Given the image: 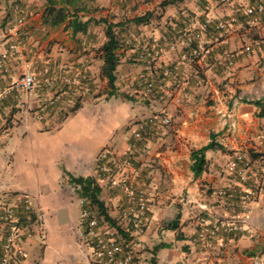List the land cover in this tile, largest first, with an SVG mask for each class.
Instances as JSON below:
<instances>
[{"label": "crops", "instance_id": "obj_1", "mask_svg": "<svg viewBox=\"0 0 264 264\" xmlns=\"http://www.w3.org/2000/svg\"><path fill=\"white\" fill-rule=\"evenodd\" d=\"M16 1L25 22L19 47L13 51L14 37L8 33L13 10L6 14L7 22L2 8ZM221 1L183 0L161 11L160 24L135 26L129 48L118 51L115 95L107 88L100 98L76 102L79 90L66 87L62 79L81 67L86 71L96 66L99 71L103 25L90 24L79 38L65 25L43 23L45 0H0V90L22 74L34 73L39 65L52 79L47 86L38 77L40 84L31 92L12 91L0 99V123L16 112L12 116L19 124L0 131V204L20 205L26 196L40 221L33 225L35 233L23 241L25 256L17 264H115L98 263L91 256L90 238L83 235L78 187L70 177L94 178L100 199L117 206L116 212L124 203L113 183L129 176L148 192L145 231L136 239L152 248L149 261L137 248L133 264H149L152 258L155 264H252L256 259L264 264V17L252 18L248 25L242 17L220 34L215 23L232 14V4L245 5L248 0L219 5ZM76 2L80 19L86 21L104 18L107 10H97L102 6L119 11L137 0ZM206 18L212 24L204 30ZM201 41L208 54L198 59L191 55L194 48L189 44ZM145 48L154 49L157 56L139 64L140 49ZM148 82H160L164 92L155 88L147 93ZM124 93L129 97H121ZM33 108L38 109L35 114L41 113L39 121L19 120ZM164 116L170 118L169 126L150 123ZM232 121L234 130L229 126ZM135 132L141 133L139 144H131ZM212 140L222 150L206 151V169L194 176L191 152ZM104 149L115 151L118 158L135 153L128 156L133 164L115 176L97 175V157ZM237 155L242 158L239 166L245 168L242 181L227 172ZM229 187L253 190L255 197L249 211L239 215L241 230L206 250L197 240L198 230L237 209V198L219 195ZM176 215L177 239L176 231L164 229ZM130 223V228L136 227L138 221ZM100 233L121 239L109 225H101ZM156 246L167 247L153 252Z\"/></svg>", "mask_w": 264, "mask_h": 264}, {"label": "built area", "instance_id": "obj_2", "mask_svg": "<svg viewBox=\"0 0 264 264\" xmlns=\"http://www.w3.org/2000/svg\"><path fill=\"white\" fill-rule=\"evenodd\" d=\"M14 21L9 30V36L14 37L10 49L17 51L19 47L18 37L19 30L25 22L24 11L19 7L13 9ZM264 17V0H248L244 6L233 5L232 14L226 20H220L216 23L215 29L223 34L231 25L239 23V17L245 18V24H249L250 19L256 17ZM212 24L208 18L202 23V28L205 30ZM208 54L205 42L201 41L197 44L196 48L191 51V55L198 59H203ZM157 52L154 49L145 48L139 55L141 61H150L156 58ZM3 59L0 58V67L2 66ZM167 73V72H166ZM38 74L27 72L19 76L15 81L11 82L3 90H0V99L6 97L12 91L31 92L39 84ZM43 83L50 86L52 79L44 76ZM85 79L83 76L77 80L70 78H63L62 83L65 85H75L84 91H88V85L82 83ZM82 83V84H81ZM164 92V86L159 82H148L146 84V92L151 93L154 89ZM154 126L166 127L169 126L170 118L154 117L150 120ZM230 129H235L234 121L230 124ZM136 140H141L140 132L134 133ZM98 171L103 176H115L118 173L129 167L127 158H118L115 152L110 149L103 150L97 157ZM242 163L241 156L237 155L229 162L227 167L228 175L234 179L244 180V167H240ZM115 189L123 194L125 202L128 206V213L134 218H139L138 222L145 221L147 211V197L146 191L140 188L131 177L116 179L113 183ZM220 196L229 199L237 198V209L234 210L227 218L218 220L215 223L203 225L197 232V240L202 244L206 250H213L216 244L223 240L225 236L237 233L241 230L240 214L249 211V204L255 197V192L243 191L238 187H229L227 190H221ZM21 203L0 205V264H17L25 256L23 248V241L25 238L32 236L30 228L38 221V216L35 214L34 209L26 196L21 197ZM83 204L82 200L80 201ZM82 223H86L88 228L87 236L90 238L91 248L94 250L93 259L98 262H114L115 264H131L133 260V252L131 249H125L120 239L115 234L107 233L102 235L96 216L91 215L87 210L81 211ZM127 247V246H126ZM252 264H258V260H254Z\"/></svg>", "mask_w": 264, "mask_h": 264}, {"label": "trees", "instance_id": "obj_3", "mask_svg": "<svg viewBox=\"0 0 264 264\" xmlns=\"http://www.w3.org/2000/svg\"><path fill=\"white\" fill-rule=\"evenodd\" d=\"M183 0H164L162 2L163 6L168 5H176ZM46 8L43 14V23L48 24L50 26H60L65 25L66 29H69L73 36L77 34L85 35L88 31V26L90 24L93 25H103L104 37L105 41L99 47L98 51L100 53L101 59V67L99 69V73L102 78L106 80L107 87L110 90L111 94L115 90V81L116 71L119 64V56L118 51L123 46V40L121 39V32L115 31V29L121 28L123 23L133 24L135 26L147 25L150 21V15L145 14L139 17H135L127 22H119V23H110L107 22L105 18H101L98 20H86L82 21L78 16L81 9L78 8L76 0H45ZM22 9L21 6H17ZM23 10V9H22ZM242 17H239V21ZM217 23V22H216ZM215 23V25H216ZM214 25V28H215ZM216 30V29H215ZM217 31V30H216ZM197 45L194 46V43L189 44V48H196ZM71 79V78H70ZM88 82V78L85 77L82 80V83L85 84ZM81 83V84H82ZM68 86V85H66ZM70 88L78 89V86L70 85ZM258 105V102L254 103ZM208 150H222V147L216 144L213 140L210 141L206 146H203L200 149L193 150L191 152V160L192 164L190 166L191 172L194 176L201 175L206 169V160L204 157V153ZM70 182L73 183L76 187H78V194L83 204L81 205L82 210H87L91 215L94 214L97 218L98 228L101 227V221L108 224L111 228H114L117 234L120 235V242L123 244L124 248L127 250L128 245L126 243L127 234H125L119 226H117L114 220L108 215L107 209L105 207L104 202L100 199L101 189L98 184L95 182L94 178L87 177H70ZM178 220L179 215L173 220L168 221L164 229L176 231V239L179 238L178 234ZM82 227L84 228L83 235L88 234V228L86 223H82ZM127 246V247H126ZM160 247L167 246H156L153 249V252L157 251ZM134 258L132 260L133 264ZM150 264H155L153 258L150 260Z\"/></svg>", "mask_w": 264, "mask_h": 264}, {"label": "rangeland", "instance_id": "obj_4", "mask_svg": "<svg viewBox=\"0 0 264 264\" xmlns=\"http://www.w3.org/2000/svg\"><path fill=\"white\" fill-rule=\"evenodd\" d=\"M163 1L164 0H144V1L137 0V2H134V5H129L127 8L124 6L122 9H119V11H115V10L111 11L110 9L108 10L107 6H102L101 8H98L97 10H99L100 13L107 10V13L102 14V16L107 20V22H110V23L127 22L128 20H130L133 17V15H134V17H136V16L138 17V16H141L143 14H151L150 15L149 24L154 25V24H160L161 23L160 13H161V11L164 8H167V6H163L162 5ZM213 1L214 2H219L220 0H212V2ZM82 2L85 3V0H82ZM231 2H232V0H224V1H221L219 3V5L224 4V3L225 4H230ZM233 5L244 6L243 3H234V4H232V8H233ZM16 6H21L20 5V1L7 3L6 4V9L2 8V10L4 11L2 16L5 17L6 14L8 13V11L9 10L12 11L14 9V7H16ZM85 7H86V5H85ZM120 11L124 12V13H121ZM80 13L81 12H79L78 16L81 18L82 15ZM7 19H8V17L6 16L5 20L7 21ZM7 22H5V23H7ZM97 27L102 28V25H99ZM119 30H120L121 34L122 33L125 34L124 36H121V39L123 41L125 40L123 42V46H122L121 49H123V47H126L128 49L129 46H130L129 37H130V34L132 35V33L136 30L135 29V25L123 23L121 28L115 29L116 32H118ZM78 36H79V38H81L80 34ZM142 51H143V49H140V53ZM140 63H142L141 60L139 61V64ZM131 64H135V63L132 62ZM80 66H81V64H80ZM135 66L137 67L138 64H136ZM94 67H95L94 69H90V70H86V71H83L84 67H81L80 69H78L76 71L72 70V71L75 72V74L71 75L72 73H69L68 75H66L65 78H71V80H77V79L81 80V78L83 76L88 78V82L86 83L88 85V91L86 92V91H84V89H81V88L78 87V90H79L80 93H78V95L77 96L75 95V97H74L76 102H79L81 99L85 100V99L92 98V97H93V99H97V98H100V97H102L103 95L106 94L107 88H108L106 80L101 77V75H100V73L98 71V68L96 66H94ZM62 70H68V69H62ZM118 72L119 71H116V75H118ZM34 73L38 74L39 78H43L44 76L49 77L48 76V74H49L48 70H46L45 68H42L41 65H39L38 68L34 69ZM57 73L56 72H52V75L55 76ZM120 73H123V72H120ZM68 86H70V85H68ZM68 86H66V87H68ZM126 92H128V91H126ZM124 94H125L124 96H121L120 94H119V96H121V97H126V96L129 97L130 93H124ZM113 95H115V94H113ZM68 110L69 109H67V112L66 111L65 112L68 113ZM37 111H38V109H36V108H33L32 111L28 110L27 114L25 113L24 116L21 115L19 120H30L31 122H33L34 118L37 117V118H35V120L39 121L38 117H41V113L35 114V112H37ZM66 113H63V114L66 115ZM12 115L16 116V112H14L13 114H8L7 115V118H6L8 120L7 122H4L3 124L0 123V131L4 127L6 128L7 125H9L10 127H13V126L16 127L17 125H19V124H15V122H17V119H16V117H13ZM131 138H132V140L130 139L131 142H132L131 144H134V143L135 144H139L140 140H136L134 137H131ZM104 150H106V149H104ZM113 152H115V151H113ZM140 152H142V151L140 150ZM130 154L129 155L131 157L136 155L135 153H133V154L130 153ZM128 156H126L127 159H128ZM128 163H129V166H130V165L133 164V161L131 159H128ZM97 173H98L97 175H99L98 166H97ZM141 183L142 182H139V184H137V185L140 188L144 189V186H142ZM107 187L110 188L109 185H107ZM108 191L111 192L112 189H108ZM109 192H108V194L105 193L104 197L109 196ZM118 193H119V197H120L119 202L120 203H124L123 207L120 208L119 211L115 212V209L117 210L119 208L117 206H115V205L114 206L111 205V203L109 201H107V199H104L103 202L107 204L105 206L106 209H107V213L114 220L115 224L117 226H119V228L125 234H127L126 243L128 244V248L131 249L132 252H134L138 248L139 249L138 253L139 254H141V253L144 254L145 255L144 257H147L146 260L149 261V259H150L149 254L152 252V248H150L151 245H147L146 241H139L138 239H136V238L140 237L142 234H144V231H145L144 222L145 221L138 222V223H136L137 224L136 227L132 226L130 228L129 222H131L130 224H132V221L137 222L139 220V218H134L132 215H129L128 206H127V204L125 202L123 194L120 191ZM114 195H116V194H114ZM146 197L148 199V192H146ZM2 204H4V203H1L0 205H2ZM94 214H96V212ZM146 214H147V211H146ZM100 221H101V225H103L104 227H106L108 225V224L102 222V219H100ZM38 222H40L39 219H38ZM38 224H36V225H38ZM34 225H35V223H34ZM30 231H31L32 235L35 233L33 226L30 228ZM130 232L133 233L134 235L133 236H129ZM83 241H84L83 237H80V242L82 243ZM135 246H138V247H135ZM90 253H91V256H93V254H94L93 248H91ZM139 261H140V259H136L135 260L136 263H139Z\"/></svg>", "mask_w": 264, "mask_h": 264}]
</instances>
